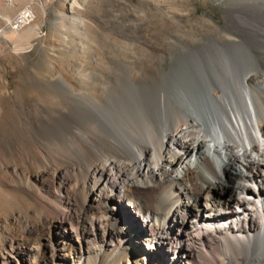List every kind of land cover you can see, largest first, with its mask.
Segmentation results:
<instances>
[{"label": "bare ground", "instance_id": "bare-ground-1", "mask_svg": "<svg viewBox=\"0 0 264 264\" xmlns=\"http://www.w3.org/2000/svg\"><path fill=\"white\" fill-rule=\"evenodd\" d=\"M232 1L226 27L235 39L213 36L165 51L161 61L170 68L152 70V87L121 90L118 120L100 108L101 93L89 98L66 79L55 81L50 96L60 99L50 101L63 111L39 106L34 134L49 143L39 147L41 169L32 175L39 190L26 195L27 208L6 212L7 223L21 225L7 240L8 263L49 253L57 264H110L103 259L113 251L112 264H264V0ZM19 18L10 37L31 47L40 32L22 31L31 6ZM75 21L83 22L76 12ZM38 97L49 93L37 88ZM2 151L32 158L10 144ZM151 184L159 192L155 208L135 196ZM225 187L232 195L227 222L213 225L225 203L212 193ZM57 205L59 217L50 213ZM120 207L134 214L141 233Z\"/></svg>", "mask_w": 264, "mask_h": 264}, {"label": "rangeland", "instance_id": "rangeland-1", "mask_svg": "<svg viewBox=\"0 0 264 264\" xmlns=\"http://www.w3.org/2000/svg\"><path fill=\"white\" fill-rule=\"evenodd\" d=\"M71 3L73 9L70 8ZM233 4L232 0H0V199L4 200V204L0 200V264H57L49 253H43L40 259V255L29 261L14 258L8 263L7 240L13 236L16 238L21 225L5 221L6 212L17 206L18 210L27 208L29 201L26 195L39 190L32 175L41 169L36 161L41 158L39 147H47L49 142L45 139L37 141L36 124L40 117L39 106H52L54 114L62 110L57 103H51L59 98L50 96L56 93V82L66 79L71 86L82 88L89 98L101 93L100 108L118 120L116 117L121 115L115 107L120 102V93L124 89L132 91L152 87L155 80L152 70L160 64L170 68L168 60L161 61L165 51L174 52L187 42H204L213 36L222 41L235 39L228 34L226 27V9ZM27 6H31L33 18L24 24L22 31L27 26H39L40 31L39 36L32 40L31 47L20 41L16 34L10 37L8 32L11 24L20 22V13ZM74 12L81 15L82 23L69 22ZM60 14L67 22L66 26L58 25L60 20L57 16ZM37 88L45 89L49 97L38 99ZM104 105L110 108H103ZM9 144L27 152L32 158L25 159L19 153L13 160L11 155L2 151ZM52 162L56 164L55 159ZM230 193L228 187L220 191L215 189L212 193L215 203H225L213 225L227 222L226 207L232 198ZM158 194L157 187L151 184L135 196L155 208ZM60 207L55 206L56 209H50V213L61 216ZM127 208L120 207L117 213L141 233V225ZM104 226L105 221L102 223ZM73 227L77 229L75 223ZM77 230L81 237L83 230ZM46 232L45 236L49 234L50 237L49 243H54L53 232ZM75 247L80 249L79 242ZM115 256L111 251L103 260L117 263Z\"/></svg>", "mask_w": 264, "mask_h": 264}]
</instances>
